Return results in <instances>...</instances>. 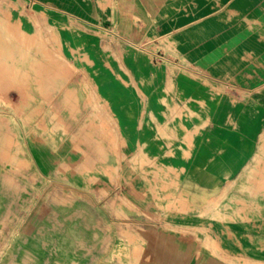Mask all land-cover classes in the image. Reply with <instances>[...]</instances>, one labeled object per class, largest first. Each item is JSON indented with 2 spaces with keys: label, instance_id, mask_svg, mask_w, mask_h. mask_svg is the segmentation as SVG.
<instances>
[{
  "label": "crops",
  "instance_id": "crops-1",
  "mask_svg": "<svg viewBox=\"0 0 264 264\" xmlns=\"http://www.w3.org/2000/svg\"><path fill=\"white\" fill-rule=\"evenodd\" d=\"M7 24L56 32L72 76L41 88L55 144L25 137L57 194L23 198L0 264H116L129 237L141 264H264V0H0ZM171 188L196 202L162 207Z\"/></svg>",
  "mask_w": 264,
  "mask_h": 264
},
{
  "label": "rangeland",
  "instance_id": "rangeland-1",
  "mask_svg": "<svg viewBox=\"0 0 264 264\" xmlns=\"http://www.w3.org/2000/svg\"><path fill=\"white\" fill-rule=\"evenodd\" d=\"M61 50L58 36L50 28H45L43 34L26 36L13 25L0 26V195L2 198H8L10 194L22 198L19 203L20 212L16 215L12 211L8 212V201L0 203L6 211V215L0 218L2 245L24 241V236L20 234L25 222L26 204L23 198H30V195L35 194H57L58 184L51 180L47 182L31 171L25 137L43 135L48 142L55 144L56 115L49 116V111L44 108L48 95L53 92L41 88L71 78L72 65L68 63L69 60L61 57ZM223 196L224 194L213 196L210 199L214 210L220 207ZM156 197L159 205L162 201L165 202V206H162L164 208L174 207L176 201L196 202L194 195H186L184 191L176 193L172 188L165 190L162 196L156 191ZM142 236L138 238L139 243ZM54 237L55 235L52 239ZM131 241L133 239L129 237L126 243ZM126 243L112 246L113 261L124 264V257H134V261L127 264H141L146 251H139L138 243L134 242V250L130 252ZM72 253L80 256L88 254L85 251L38 252L39 257L43 256L50 264L57 263L59 254L64 258H73Z\"/></svg>",
  "mask_w": 264,
  "mask_h": 264
},
{
  "label": "built area",
  "instance_id": "built-area-1",
  "mask_svg": "<svg viewBox=\"0 0 264 264\" xmlns=\"http://www.w3.org/2000/svg\"><path fill=\"white\" fill-rule=\"evenodd\" d=\"M157 55L159 56V53H157Z\"/></svg>",
  "mask_w": 264,
  "mask_h": 264
}]
</instances>
